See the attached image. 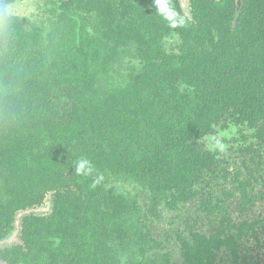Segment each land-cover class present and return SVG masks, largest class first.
Here are the masks:
<instances>
[{"label": "trees", "instance_id": "trees-1", "mask_svg": "<svg viewBox=\"0 0 264 264\" xmlns=\"http://www.w3.org/2000/svg\"><path fill=\"white\" fill-rule=\"evenodd\" d=\"M72 2L80 25L58 12L47 35L0 16V232L49 192L58 214L21 218L22 244L6 249L26 252L7 253L11 264H49L46 251L64 248L49 231L77 230L65 171L86 209L84 238L71 245L98 250L84 260L96 264L142 237L134 214L147 187L158 199L164 177L170 195L189 193L186 177L208 164L199 137L264 120V0L239 11L236 0H189L190 15L179 0ZM90 8L97 32L84 28ZM131 183L141 190H121Z\"/></svg>", "mask_w": 264, "mask_h": 264}, {"label": "flooded vegetation", "instance_id": "flooded-vegetation-1", "mask_svg": "<svg viewBox=\"0 0 264 264\" xmlns=\"http://www.w3.org/2000/svg\"><path fill=\"white\" fill-rule=\"evenodd\" d=\"M24 1L0 0V16L21 20L26 27H32L35 24H30L27 16L11 10L13 5ZM132 1L137 4V0ZM37 2L41 4L39 9L51 16L47 31L36 24L43 29L44 35L59 20H64V17L57 16L58 12H65L81 22L73 13L78 11L73 6L76 1L34 0L36 11ZM145 4L153 9L151 2ZM81 14L84 28L97 32L95 9L90 8ZM251 130L240 131L238 126L232 127L227 121L216 134L199 137L195 146L208 164L194 169L186 177L189 193L182 195V191L175 187V195H170V181L164 177L159 185L162 195L159 193L158 199L153 194V187H147L145 197L140 200L143 206L134 214V225L141 229L142 237L134 244L124 241L123 246L127 248L112 250L111 258L103 259L99 254L96 264H264V120L256 122L252 130L255 136H247ZM68 173L71 171L64 173L66 186L63 189L69 209L66 216L77 230L68 227L65 233L55 228L49 231L51 245L64 246L63 250L46 251L52 256L49 264H85L86 254L98 251L71 245L74 240L82 241L87 226L82 224L86 214L84 195L69 184L72 178ZM121 190L136 194L141 187L131 183ZM52 193L49 192L42 203L33 208L48 205V209L38 216H58ZM77 223L82 228L78 229ZM7 233L0 232V239ZM18 238L19 243L13 246L22 244L21 233ZM102 251L106 252L101 249L99 253ZM10 252L23 254L26 250L0 249V264H11L6 259ZM13 264L23 263L17 261Z\"/></svg>", "mask_w": 264, "mask_h": 264}, {"label": "rangeland", "instance_id": "rangeland-1", "mask_svg": "<svg viewBox=\"0 0 264 264\" xmlns=\"http://www.w3.org/2000/svg\"><path fill=\"white\" fill-rule=\"evenodd\" d=\"M38 5H41L37 2V11L34 0H25L22 3H17L11 7L12 12L20 13L21 16H27L30 24H38L45 27L46 31L50 23L51 16L45 13L43 10H40ZM19 14V15H20ZM46 35V34H45ZM38 209H43L42 213L48 209V205L39 207Z\"/></svg>", "mask_w": 264, "mask_h": 264}, {"label": "water", "instance_id": "water-1", "mask_svg": "<svg viewBox=\"0 0 264 264\" xmlns=\"http://www.w3.org/2000/svg\"><path fill=\"white\" fill-rule=\"evenodd\" d=\"M180 5L182 7V9L188 14L190 15V10H189V0H179ZM236 5H237V11H239L240 6H241V0H236ZM43 211V209H26V210H22L16 213V217L14 220V227L13 230L3 239H0V249L3 248H8L11 247L13 245H16L19 243V234H20V226H21V218L27 214H32V213H37V214H41ZM3 264H7L6 262Z\"/></svg>", "mask_w": 264, "mask_h": 264}]
</instances>
